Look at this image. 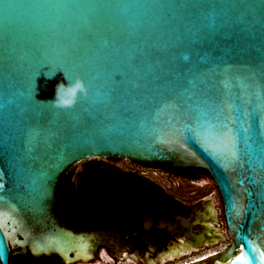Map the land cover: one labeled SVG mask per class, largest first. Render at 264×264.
I'll return each instance as SVG.
<instances>
[{
  "label": "water",
  "instance_id": "obj_1",
  "mask_svg": "<svg viewBox=\"0 0 264 264\" xmlns=\"http://www.w3.org/2000/svg\"><path fill=\"white\" fill-rule=\"evenodd\" d=\"M99 2L0 0V264L13 250L61 264L121 258L118 233L61 214L66 201L97 204L67 193L68 170L109 159L174 177L203 170L229 242L199 263L264 264V0L87 6ZM168 3L187 7H138ZM64 73L88 96L64 110L38 103Z\"/></svg>",
  "mask_w": 264,
  "mask_h": 264
},
{
  "label": "flooded vegetation",
  "instance_id": "obj_2",
  "mask_svg": "<svg viewBox=\"0 0 264 264\" xmlns=\"http://www.w3.org/2000/svg\"><path fill=\"white\" fill-rule=\"evenodd\" d=\"M119 162H111L117 169L116 171L133 175L136 178H144L157 186L161 193L153 191L149 187L146 188L140 180L134 177L135 191L141 192V196L133 199L127 195L131 199L108 202L107 210L101 211L98 201L92 200L86 195L70 194L64 188L70 195H77L97 202L95 206H88L80 202L86 206V209H83L82 206L79 207L80 214L99 215V220L95 225L98 227L92 228V223H90V226L82 229H100L118 233L120 238L129 245L121 258L111 259L107 256L109 259L103 258L97 264H201L199 262L202 260L214 256L212 253L216 255L224 250L229 238L224 226L218 193L219 206L215 204L209 194L200 195L199 193L200 188H203L202 180L208 177L204 171L185 169L178 177H174L149 169L140 171L144 168L132 163L131 166H135V168L119 167ZM147 171H151V173ZM158 174L164 178L159 177ZM158 180L161 183H158ZM173 180L187 182L198 187L199 191L193 190L189 197L185 198L186 200L180 199L172 192L171 182ZM66 203L67 201L65 202L66 210L61 214L63 220L71 226L67 219L70 212ZM201 235L204 236V240L213 242L203 243L201 248H194V245L200 243V240L197 239ZM219 237L223 240H220ZM42 262L61 264L56 257L23 264Z\"/></svg>",
  "mask_w": 264,
  "mask_h": 264
},
{
  "label": "trees",
  "instance_id": "obj_3",
  "mask_svg": "<svg viewBox=\"0 0 264 264\" xmlns=\"http://www.w3.org/2000/svg\"><path fill=\"white\" fill-rule=\"evenodd\" d=\"M120 160L109 159L103 160H90L80 164L79 172H76V166L68 170L63 178V186L70 194L86 195L92 200L98 201L101 211L107 210V203L111 201H121L124 199H131L127 197L130 195L133 199L141 196V192H136L133 183V175H127L116 171L117 169L111 162ZM196 171H203L195 169ZM136 178V177H135ZM145 187L151 188L153 191L161 190L144 178L137 177ZM128 192V194H127ZM66 206L69 208L70 214L68 215L69 224L80 230L86 226L96 228L95 226L99 220V215L80 214L79 207L82 206L86 209L84 204L76 201H67ZM90 210H93L89 208ZM13 250L10 252V264H23L27 262H38L41 259H32L28 254L16 255Z\"/></svg>",
  "mask_w": 264,
  "mask_h": 264
},
{
  "label": "clouds",
  "instance_id": "obj_4",
  "mask_svg": "<svg viewBox=\"0 0 264 264\" xmlns=\"http://www.w3.org/2000/svg\"><path fill=\"white\" fill-rule=\"evenodd\" d=\"M62 70V69H61ZM49 77L53 75L46 73ZM67 85L64 83H58L55 88V98L51 101H40L41 104H50L56 109H71L76 104L78 98H83L88 96V88L85 86L83 80L79 76H69L64 73ZM133 87L135 83L133 82Z\"/></svg>",
  "mask_w": 264,
  "mask_h": 264
},
{
  "label": "rangeland",
  "instance_id": "obj_5",
  "mask_svg": "<svg viewBox=\"0 0 264 264\" xmlns=\"http://www.w3.org/2000/svg\"><path fill=\"white\" fill-rule=\"evenodd\" d=\"M103 161H106V160H103ZM119 167H124V168H135V166H131V163L130 162H127V161H124V160H120L119 164H118ZM80 169V164L76 165V170H79ZM146 169H140V171H144ZM149 173H151V171H147ZM153 174V173H152ZM159 176V174H158ZM159 177H162L164 178L163 176H159ZM159 182L158 183H161L160 180H158ZM166 183V182H165ZM172 183V187H173V193L174 195H176L177 197H179L180 199H184L186 200L185 198H188L190 193L193 191V190H197L199 191L198 187L196 186H193V185H190L189 183L187 182H181L180 180H173ZM201 184H203V188H200V195H205V194H209V196H212V198L214 199V202L216 205L219 206V201H218V196H217V191L212 183V181L209 179V177H205ZM39 264H45V262H42V263H39ZM94 264H97L96 262ZM101 264V263H100ZM104 264V263H102Z\"/></svg>",
  "mask_w": 264,
  "mask_h": 264
},
{
  "label": "snow or ice",
  "instance_id": "obj_6",
  "mask_svg": "<svg viewBox=\"0 0 264 264\" xmlns=\"http://www.w3.org/2000/svg\"><path fill=\"white\" fill-rule=\"evenodd\" d=\"M60 7H67V5H58ZM79 5H73V7H78ZM88 7L91 8H101V9H129L131 7H137L135 5H128V4H113V3H108V2H104V0H101V2L99 3H95V4H90L87 5ZM138 7H157V8H165V9H171V8H184L187 7L186 4L183 3H168V4H160V5H140ZM56 69L59 68H52V71H49L48 74H52L53 71H55ZM233 157H235V153H233ZM212 255H215V253H212ZM237 261H241V264H248L247 259L243 256V254H241L240 256L236 257ZM230 264H234V262H230Z\"/></svg>",
  "mask_w": 264,
  "mask_h": 264
},
{
  "label": "bare ground",
  "instance_id": "obj_7",
  "mask_svg": "<svg viewBox=\"0 0 264 264\" xmlns=\"http://www.w3.org/2000/svg\"><path fill=\"white\" fill-rule=\"evenodd\" d=\"M101 255H103V252L101 253ZM103 258H108L107 256H102V260H103ZM109 259V258H108ZM103 262V261H102ZM96 263H98V262H96Z\"/></svg>",
  "mask_w": 264,
  "mask_h": 264
}]
</instances>
